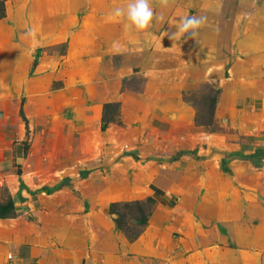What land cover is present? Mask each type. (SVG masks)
Instances as JSON below:
<instances>
[{
	"label": "rangeland",
	"instance_id": "374dc122",
	"mask_svg": "<svg viewBox=\"0 0 264 264\" xmlns=\"http://www.w3.org/2000/svg\"><path fill=\"white\" fill-rule=\"evenodd\" d=\"M2 1L0 158L19 144L27 176L65 173L60 224L85 264H264V37L246 31L263 16L249 0H150L143 32L112 15L127 0ZM187 16L206 20L173 38ZM88 171L102 188L76 211L69 181ZM112 203L131 204L133 233L147 219L135 241Z\"/></svg>",
	"mask_w": 264,
	"mask_h": 264
},
{
	"label": "crops",
	"instance_id": "0c3cea01",
	"mask_svg": "<svg viewBox=\"0 0 264 264\" xmlns=\"http://www.w3.org/2000/svg\"><path fill=\"white\" fill-rule=\"evenodd\" d=\"M248 5H253L249 8V15L255 12L256 16H263V26L258 25L257 28L246 31H249V35L264 37V0H249ZM261 43L262 41L256 42V45ZM20 148L19 144H15L9 158H0V207L5 206V198L8 200L7 204L12 206L7 215L0 217V264L89 262V254L87 257L80 254L79 242L74 236L64 235L60 224H69L73 217L69 215L72 211L70 206L60 200L65 194V185L59 183L60 180L63 181L65 173L57 176L56 185L42 182L34 172L27 176L24 166L30 163V157L24 156ZM17 167L19 170H16ZM76 169L78 171L80 166L77 165ZM78 174L74 173L69 181L76 190H72V194L79 201L76 211L83 210L84 202L90 203L91 196L101 186L94 181V172L88 171L85 177L77 180L75 176ZM179 186L181 187L175 186L174 194L179 191ZM86 214L88 213H84V216ZM65 252L68 254L63 256Z\"/></svg>",
	"mask_w": 264,
	"mask_h": 264
},
{
	"label": "clouds",
	"instance_id": "9594fccd",
	"mask_svg": "<svg viewBox=\"0 0 264 264\" xmlns=\"http://www.w3.org/2000/svg\"><path fill=\"white\" fill-rule=\"evenodd\" d=\"M162 7H167L169 0H158ZM113 16L123 18L126 30L143 32L151 27L154 18V10L150 0H127L123 7H116L112 13ZM162 20L163 16L157 17ZM205 17L187 16L182 18L176 31L172 33L174 38L177 34L189 33L192 36L197 34V30L205 23Z\"/></svg>",
	"mask_w": 264,
	"mask_h": 264
},
{
	"label": "trees",
	"instance_id": "16d2710c",
	"mask_svg": "<svg viewBox=\"0 0 264 264\" xmlns=\"http://www.w3.org/2000/svg\"><path fill=\"white\" fill-rule=\"evenodd\" d=\"M4 17H5V6H4V2L2 0H0V20H2ZM105 108H106V106H105ZM105 122L106 121L103 119L102 124H101L102 130L106 129V126L104 125ZM130 206H131L130 203H125V204L112 203V204H110L109 209L107 210V213L111 216L116 215L117 218L114 219V223H115L117 229L122 231L128 240L135 241L143 232L144 227L146 226L147 219H143V221H142V223H143L142 227L143 228L139 232L133 233V232L125 229V227L123 226V224L121 223V220H120L123 217V215H121L119 213V211L121 209H127ZM11 207L12 206L10 203L5 205L4 207H0V217H4L5 215H7L9 213V210L11 209Z\"/></svg>",
	"mask_w": 264,
	"mask_h": 264
}]
</instances>
